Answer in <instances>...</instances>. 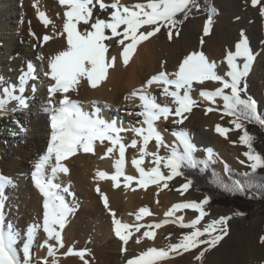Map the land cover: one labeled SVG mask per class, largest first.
<instances>
[{"label": "snow or ice", "instance_id": "6c2138e0", "mask_svg": "<svg viewBox=\"0 0 264 264\" xmlns=\"http://www.w3.org/2000/svg\"><path fill=\"white\" fill-rule=\"evenodd\" d=\"M58 3L66 9L64 12L66 19L62 31L59 33L60 36L66 34V47L48 60L50 71L45 75L54 81V84L48 89L50 99L49 107L46 109L50 113L51 136L46 153L39 158L32 173L35 186L44 197L43 221L42 225L32 224L28 227L27 239L22 246L23 259H21L20 251H18L21 234L12 223L6 222L5 215V187L11 181L8 177L0 174V264H32L31 249L41 228L48 239L55 240L59 247H64L62 232L68 223L69 216L74 213L75 206H70L66 202L65 195L62 194L69 193V189L61 188L60 184L53 181L57 173L67 174L69 172V168L62 161L77 155L81 150L84 153L95 154L93 147L95 141L103 144L107 140L111 145L107 147L102 159L109 157L114 150H118V158L114 163L115 174L97 173L100 179H110L115 182V187L120 186L119 178L123 176L126 187L135 181L140 187L146 189L147 186L153 184L159 186L163 181V187L167 188L168 180L177 175H183V172L180 171L183 167L195 168L198 163H202L207 168L209 161L214 162V153L211 150H208V159L205 161L198 162L194 158L197 149L186 131L173 132L179 145L183 147L182 152L179 150V146L170 147L167 145L156 123L161 118L167 120L170 115L183 116V113L192 110L196 105V101L191 95L194 84L202 85L211 81L220 85L215 90H200L199 95L212 103H215L216 98L223 101L224 115L233 117L231 123L236 130L243 132L240 141L248 148L245 155L251 161L249 165L251 174H243L249 178L248 181L242 183L239 179L234 180L231 186L224 185L225 190L244 191L246 187L264 190V180L255 183L256 178L252 175L258 169H264V156L255 151L253 143L256 137L244 127L245 121L264 127V113L258 111L257 101L247 95L246 78L256 60V54L251 49L249 39L243 31L240 33L241 39L234 46L235 50H229L226 53L225 60L228 71L224 75L218 74V64L215 61H209L203 51H193L184 57L176 71H160L148 79L141 89L131 93L130 97H126V99L139 98L141 111L135 115L143 117V120L141 127L131 129L139 139L133 138L130 143L125 144L120 133L127 131L126 129L118 127L115 121L109 122L102 119L99 115V108L95 113L85 112L80 103L73 100L69 93L78 92L79 87L85 81L90 87L97 88L108 78L109 70L115 67L117 57L109 56L110 45L105 43L106 41L118 38L117 44L122 46L120 55L124 65L127 66L138 45L155 36L161 28L168 30L169 39L173 36V30H175V35L179 36V26L188 19L193 9L199 10L200 5L197 0H146V2L132 5L122 4L121 0H111L110 3H106L105 0H58ZM251 3L255 7L260 4V0H251ZM97 6L100 12L108 13V18L94 15ZM214 13L215 10L212 9L205 23L204 35L210 34V27L213 24L212 14ZM261 15H264V8H262ZM38 16L45 26L53 23L46 13L39 9ZM142 29L146 30L142 31ZM50 39L51 37L47 35L43 37L44 42ZM201 43H203V39ZM39 59L43 61L44 57L40 56ZM238 61H242V63H238ZM161 67L163 68V65ZM34 72V66L29 62L27 71L22 72L19 77L20 93L24 92V85L29 79H35ZM154 83L162 86L161 94L172 99V103L176 105L174 109L168 104L157 102V97L148 91ZM16 91L15 86L0 89V93L6 97V99H0V110H3L8 101L13 100L22 107L28 106L26 98L23 95H15ZM57 93L61 98L58 104H52L51 98L55 97ZM213 110L209 107L206 111ZM186 118L183 117V119ZM183 119L174 122L183 123ZM231 130L219 125L216 127V131L225 138ZM153 140H155L157 149L170 147V154L161 156L158 151H149L148 145ZM138 144L140 145L138 148L139 159L131 160L132 165L139 173L137 178L125 175V152L129 147L137 148ZM148 156L153 158L152 164L155 166L145 170L141 165L144 163L145 157ZM53 161L54 163H51ZM50 163L52 176L49 178L46 175V169ZM162 163L170 174L166 175L161 170ZM225 171L231 174V169L227 165H225ZM191 183L189 180L182 185V189L186 191ZM96 190L98 193L100 192L99 187ZM177 191L181 190L177 189ZM100 194L105 208L109 209L113 217L115 235L125 245L133 234L131 231L133 227L135 232H139L142 227L149 229L143 232L141 238L155 239L154 229H159L163 224L170 222L165 220L163 223L135 226L122 223L115 218V212L111 211L106 194ZM208 203L209 198L206 197L200 203L174 204L165 213L167 217H173L178 210L183 209H192L199 213L198 217L190 223H184L183 217L176 218L175 222H178L181 228H190L192 231L185 234L179 243L170 244L167 248L149 247L146 251L127 260V264H162L163 261L171 258L172 253L189 252L203 244L208 247L196 257L197 260H202L205 252L216 247L228 234L227 223L230 219V217H221L219 220L212 221L203 230L198 228L201 220L207 215L204 206ZM146 215H152L151 211L146 207L141 208L136 219L140 220ZM237 215L243 214L237 213ZM217 231L219 234L213 235ZM201 237L210 238L200 239ZM141 238H138L136 242L139 243ZM261 242L264 243V237L261 238ZM45 246L48 247V255L55 256L56 248L47 244ZM123 250L127 251V248L125 247ZM67 254L78 256L83 264H88L84 258L90 253L86 249L82 251L69 249ZM44 264H47V261H44Z\"/></svg>", "mask_w": 264, "mask_h": 264}, {"label": "rangeland", "instance_id": "374dc122", "mask_svg": "<svg viewBox=\"0 0 264 264\" xmlns=\"http://www.w3.org/2000/svg\"><path fill=\"white\" fill-rule=\"evenodd\" d=\"M52 1L56 4V6L62 7L58 3V0H52ZM23 2L24 0H19V2L16 0H11L6 2L5 0V3L8 4L7 8H10L12 4L15 6L16 11L19 14L24 13V10L21 8ZM105 2L110 3L111 0H105ZM121 2L122 4L132 5L135 3L146 2V0H122ZM240 2L242 5L247 4L246 7H248L249 9L250 17L254 16L253 19L255 20V24L257 25L256 33L255 34L246 33L245 28L247 27V25L241 26L240 29L237 31L238 39H236V41L233 43H232L233 40L232 41L230 39H229L230 41L228 40L229 41V44H227L228 48L221 47L219 41V36H220L219 32L223 29V26L226 25L227 23L226 21L228 17L227 15L228 7L225 6L221 2V0H213V5L214 8L217 9V14L212 19L213 24L210 27L209 35H204L205 23L208 20V17L204 15L196 18H188L186 22L179 27V32H180L179 36H176L175 31H173V36L171 39H169L168 30L166 28H161L159 33L149 38L148 40L151 41L152 39H158L160 42L168 43V45L170 46H174L176 44L179 45L178 46L179 49L177 50V53L179 56H181V61L184 59V57H186L188 54H190L193 51H197V52L203 51L205 55H207V53L213 55L220 54L221 56L223 55L222 57L223 61H226L225 53L229 50H235L234 46L241 38V36L239 35L243 31L244 34L249 39V45L251 49L256 54L255 63L259 61V65L257 68L255 69L251 68V71L246 78V83H247V95L251 96L257 101L258 111L260 112L264 107V58L259 59L258 56H259V52L261 50L262 51L264 50V15H261L262 8H264V0H261L260 4H258L255 7L252 5L250 0H240ZM9 10L8 13L10 12ZM94 15H99L101 18H105V19L108 18V13L100 12L98 6L94 12ZM15 21L12 18H10V16H6L5 18H3L1 23L3 24V26H5V28L11 30L10 27L18 26L17 25L18 23ZM17 21L22 23L27 20L22 17L21 18L19 17ZM195 22H200L201 28L198 26L194 27L193 25ZM232 25H235L237 27L236 23ZM7 30L5 29L4 35L7 38H9L12 32ZM144 30L146 29H142V31ZM33 38H34L33 32L31 33L29 32L28 34L25 35V37L22 38H15V41L13 43V48L11 50V54H9L10 52L7 53V58L11 57L13 58V60H16L19 63L17 65L18 70L10 71V69L8 68L6 69V66H3L4 69L0 68V72L4 78L3 80L4 87H10L12 85L15 86L18 91L21 86L19 77L21 76L22 73L20 72L23 68L27 69V65L29 62H31L32 65H36L37 68L41 70V73H39V77H38V74H36V69L34 68L35 79H29L27 81V83L24 85L25 91L26 90L30 92H37L38 90L43 91V89L47 87V83H46L47 77L45 76L46 72L44 70L45 66L42 65L43 61L39 59V57L42 56L43 54L40 50V47L33 44ZM117 39L118 38H113L112 40L105 42L110 45L111 42L115 41L113 42L111 53L114 51L115 48L119 46L117 44ZM202 39H203V43H201ZM230 43H232V45ZM229 45L231 48L229 47ZM158 46L159 44H157L156 47L151 48V51L156 50ZM137 55L138 52L136 51L134 55L131 57L132 59L130 58L131 70H134V66L136 64L135 62L137 60ZM131 66L133 68H131ZM221 66L222 65H220V68ZM217 72L218 74L224 75L226 71L224 72V69L217 68ZM212 83L219 85L218 83L215 82ZM137 90L139 89H134L133 92ZM130 94H131L130 92H127L126 94L124 93L123 95L124 98L122 103L123 105L119 106V108H116V110H114L116 112L115 116L117 120L121 124H123L122 128L127 130L121 132L122 134L133 133L131 129L142 126L141 122L143 120V117L135 115V113L141 111V108L139 107L141 102L138 97H131L134 98L133 101H130L131 98L126 99V97H130ZM191 95L193 99L196 101V105L192 108L190 112L183 113V116L170 115L168 117L170 122L183 119V117H187V118L183 119V123L171 124L170 126L174 125L173 127H168L167 122H164V127H165L164 129L167 132L170 131L171 133L175 132L177 129L184 130L186 127L192 128L195 126L196 128L199 129V126L197 124L198 122L197 117L203 116L204 118L213 119L215 120L214 122L215 125L211 126L212 128H214V126L219 125L224 128L232 129L227 133V138L224 139V143L230 149V156L226 158L223 157L220 153L215 152L213 157L217 159L218 164L212 163L211 161L209 162L214 167L217 166L222 174H223L224 165H229L232 169H235L241 173L249 170L250 169L249 165L251 161H249L247 156L245 155V153L248 151L247 147L244 146L240 141L241 130H236L235 126L231 123V121L233 120L232 116L224 115L223 101L216 100L215 103H212L211 101L205 100L198 93L195 95L191 93ZM0 96L1 99H6L5 97H3L2 93L0 94ZM157 102L162 104H168L173 109L176 107V105L172 103V99H170L168 103H165L157 98ZM13 104L15 105V103ZM5 106L6 104L4 105L3 110H1L2 113L0 115L1 116L0 134L4 131V127H8L9 131L12 132L17 131L14 128V124L3 125L4 118L7 117L9 119H12L13 117H16L10 111H8V109H6ZM27 107L28 108L26 111L27 112L26 115H21V117L26 118L33 123H37V121L40 120V116L42 112L41 108L32 110V107H30L29 105ZM209 107L213 108L214 110L211 112L206 111ZM30 112L34 114L33 115L30 114ZM91 112L92 113L94 112V108L93 110H91ZM162 120L164 119L161 118L160 121L156 122L157 126H159ZM15 122H17V125L20 124L18 118H15ZM49 125H50V120H49ZM176 126H180L182 128H176ZM23 130H25L23 137L18 138L16 143L12 144L10 148L9 149L7 148L4 152L5 158H8L9 160L12 158L10 160V163L14 164V165L11 164L8 165L9 169L13 168L12 170L13 175H11V177L8 176V178L11 181L8 188L11 190V192L10 190L8 191V188L6 189L7 193L5 192L6 222L12 223L15 226V228L20 232L21 234L20 243L22 241L26 242L27 229L30 226V224L32 225L33 224L32 222H34L31 220L35 219L33 210L30 211V204L35 197V192L31 188V184L33 182L32 173L35 169L37 158L35 159V157H33L32 155L35 149L33 146L34 142L31 140L29 134L30 132H33V134H35L36 136L37 132L40 129L33 126L32 128H27V126L24 125ZM38 135H41V133H39ZM128 143H130V141L127 140V144ZM152 143H155V140L150 142L149 145L150 148H148L149 151H152L151 150V147H153ZM45 145L46 143L44 144V146ZM28 146L30 147L29 150H27ZM139 146L140 145L138 144L137 148L129 147L126 151L127 157L130 158L132 154L133 155L137 154L135 150H137ZM169 146L173 147L172 145ZM170 147L167 148L165 153H162L161 156L169 155ZM196 149H197V151L195 152L196 157L204 160L208 159V156H206L204 152L200 151L197 147ZM43 151L41 153H43ZM163 172L166 175L170 174L167 168H165ZM48 177L50 178L49 174ZM134 177L138 178L139 176L134 175ZM187 182L188 181L186 179L177 175L173 179L168 180L167 181L168 187L163 189L167 192V194L171 195L172 197H175L177 195H182L184 199H192L191 201L188 200V202L200 203L201 201H203L205 198L204 194L193 191L190 187L186 191L182 189V185ZM67 188L69 189L70 185H68ZM177 189H180L181 191H177ZM70 190L71 193L70 191L69 193H63L66 197V202H68L70 206H75V211L73 214L69 216L68 220H71L72 223L76 222L78 228H79L78 223L81 224L83 223V224L80 226L79 230L78 228L74 227L75 225H73V227L69 229L68 238L65 235L66 229L65 230L63 229L62 236L64 240V247H59L56 241L53 240V244L51 246L56 248L55 256L45 255V252L47 251L48 247L45 246L47 243L41 242L40 235L42 230L40 229L37 233V238L34 241L31 249L32 264H44V261H47V264H53V261H55V264H59V261H57V259L63 256H71L72 261H75L76 260L75 258H77L78 256L68 255L67 253L69 249H75L76 251H82L86 249L88 253H90V255H86L84 259H86L89 264H127V260L143 252L141 251L142 249L139 250L140 253L136 251L135 249L136 246L138 245L145 246L143 248L144 251H146L149 247H156L158 249L167 248V246L170 244L179 243V241L182 239V237L185 234H188L192 231V229L190 228H181L179 225H177L175 221H170V223L176 225H170V228H167V230L166 229L161 230L160 228L156 229L155 239H151V241L146 245L145 243H143L142 245L141 242H139L137 243L138 245L135 246V244L132 243L133 242L132 237L134 235L135 236L139 235L142 237L143 234L142 232H144V230L146 229L142 227L140 231L136 233L133 227L131 229V231H133V234L128 240L127 245H125L123 241L116 236V239H119L120 242L122 243L120 248L119 247L116 248L109 233L111 231V225H112V233L115 237L113 217L109 212V209L105 208L102 196L100 194L104 192L103 191L99 193L95 192V195L89 200H87L83 195L78 193L76 187L73 186V188ZM244 191H246V189ZM181 192H183V194H181ZM107 198L109 201L108 196ZM157 204L158 202L156 203L150 202L148 204L143 203V205H141L142 206L141 208L146 207L151 211L152 213L151 216L154 218V220H149L151 221L150 223L149 221L144 219L146 218L145 216L140 220L136 219V216L139 213V209H141L140 207L135 208L131 211L127 210V211H122V213L119 214L117 213L115 218L118 220L126 219L129 222L134 221V219H136L135 222L145 221L144 223H147V225L157 224L156 222H152V221H160L163 217H167L165 213H161L160 211L158 212L157 209L159 208H157L156 206ZM256 207L257 209H255L250 216H246V217L245 216L237 217L235 215V211L232 208L204 207L205 211L207 212V215L201 220L200 229L203 230L212 221L219 220L221 217H230L227 223L228 234L224 237L223 240L219 242V244L216 245V247L210 248L207 252H205L202 260H197L196 257L197 255H199L201 251H203L205 248L208 247L207 245H203V244L200 245V247L193 249L189 252H182L179 254L172 253L171 258L167 259L166 261H163L162 264H264V243L261 242V238L264 237V206L261 204H256ZM162 208H164V205H162ZM183 212L186 215L192 217L194 216L195 218H197L199 215L198 212L192 209H184ZM43 213L44 212H42V216ZM19 220L23 221V225L22 222L19 223L21 225L18 224ZM139 224H143V223H139ZM130 225L135 226V224H130ZM100 227H104V231L106 232V235H103L104 232L102 233L101 236L97 233ZM76 233H79V235H77ZM217 234H219L218 231L216 233H213V235H217ZM205 238H210V237H201L200 239H205ZM75 244H78L79 248L75 247ZM133 246L134 249L132 250ZM125 247L127 248V251L123 250ZM130 251H131L130 256H128V252ZM61 252H64L62 253L64 255H61ZM62 262L63 261H61V263Z\"/></svg>", "mask_w": 264, "mask_h": 264}, {"label": "bare ground", "instance_id": "6f19581e", "mask_svg": "<svg viewBox=\"0 0 264 264\" xmlns=\"http://www.w3.org/2000/svg\"><path fill=\"white\" fill-rule=\"evenodd\" d=\"M7 1H11V0H6V2ZM16 1L19 2V0H16ZM221 2L225 6L228 7V10H227L228 17L226 21L227 23L225 26H223V29L219 32L220 34L219 41H220L221 47L228 48L227 44H229L230 40L231 41L233 40L232 43L235 42L236 39H238L237 31L243 25H247V27L245 28L246 33H253V34L256 33L257 25L255 24V20L253 19L254 16L250 17L249 9L248 7H246L247 4L242 5L240 0H221ZM7 5L8 4L5 3V0H0V44H2L0 45V68L4 69L3 66H6V69L7 68L10 69V71L18 70L17 65L19 63L16 60H13V58L11 57L7 58V53L10 52L9 54H11V50L13 48V43L15 41V38H22V37H25V35L28 34L29 32L30 33L33 32L34 34L33 44L40 47V50L43 54L42 56L44 57L42 65L45 66L44 67L45 72L46 73L49 72L50 71L49 65H48L49 58L54 56L55 54H57L59 51L63 50L66 47V41H65L66 34L64 36L59 35L60 31H62L63 23L66 19L64 16V12L66 10L65 7L56 6V4L52 0H24L23 5L21 6V8L24 10V13L19 14L16 11V8L14 5L11 4L10 8H7ZM38 9L39 11L45 12L47 17L51 21H53V23L49 24L48 26H45L44 23L39 19ZM8 10L10 11L9 13H8ZM6 16H10V18H12L14 21L16 20L15 22L18 23V24L16 23L18 26L10 27L11 30H9L8 28H5V26H3L1 22L3 18H5ZM19 17L20 18L22 17L26 19L27 21L21 23L17 21ZM234 23L237 24V27L235 25H232ZM193 26L194 27L198 26L201 28V23L195 22ZM5 29L6 30L8 29L7 31L12 32L9 38H7L4 35ZM46 35L51 37V39L47 42H44L43 37ZM113 42H111L110 44L109 56H116L117 60L115 63V67L109 70L108 78L105 81H103L97 88L90 87L88 83L85 81L79 87L78 92H71L69 93V95L71 96L73 100H76L80 103L82 109L85 112L92 113L91 110H93L94 108L93 113H95L96 109L99 108L100 110L99 115L102 119L109 121V122L115 121L117 126L122 128L123 124H121L117 120L115 116L116 112L114 110H116V108H119V106L123 105L122 103H123L124 93L125 94L127 92L132 93L134 89H141L146 84L148 79H150L153 75L158 74L162 70L166 72L176 71L179 64L182 61H181V56H179L177 53V50L179 49L178 47L179 45L176 44L174 46H170L168 45V43H162L158 39H152L151 41L147 40V41L142 42L140 45H138L136 49V51L138 52L137 60L135 62L136 64L134 66V70H131L130 69L131 60L129 61V64L127 66H125L123 63L122 56L120 55L122 51V46H118L111 53ZM125 43H128V41H125ZM232 43L230 44L232 45ZM157 44H159L158 48L156 50L151 51V48L156 47ZM231 51H234V50H231ZM206 56L208 57L209 61H215L218 64L219 69L221 68L224 69V72L228 71L227 63L226 61H223L222 59L223 55L221 56L220 54L213 55V54L207 53ZM258 58L259 59L264 58V50L263 51L261 50L259 52ZM238 63H242V61H238ZM162 65H163V68L161 67ZM220 65H222L221 68H220ZM258 65H259V61L253 64L252 68L255 69L258 67ZM33 66L36 69V74H38V77H39V73H41V70L38 69L36 65H33ZM131 68L133 67L131 66ZM26 71L27 69L23 68L20 73L26 72ZM45 76L47 77V82H46L47 87L44 88L43 91L38 90L37 92H30V91L24 90L23 93H20V91L18 90L17 92L14 93L15 95H23L26 98L27 105L32 107V110L41 108L42 112H41L40 120L37 121V123H33L29 121L28 119L21 117V115H26L27 113L26 111L28 107H22L18 104L17 101H14V100L12 102L8 101L6 103L5 108L8 109V111H10L16 117H13L12 119H9L7 117L4 118L3 125L5 124L13 125L14 124V128L17 130L16 132H12V131H9L8 127H4V131L0 134V174L6 177L8 176L11 177V175H13L12 173L13 168H10L11 169L10 171V169L8 168V165L9 164L14 165V164L10 163V160L12 158L10 160L8 158H5L4 152L7 148L9 149L12 144L16 143L18 138L23 137L25 133V130H23L24 125H26L27 128H32L33 126V127L40 129L38 132L36 131L37 132L36 136L35 134H33V132H30L29 134V136L31 137V140L34 142L33 146H34L35 151L32 155L33 157H35V159L37 158L36 161L38 162L39 158L46 153L47 147L50 142V136H51V127L49 125L50 113L46 111V109L49 107V99H50V93L48 89L51 85L54 84V81H52L48 75H45ZM3 80L4 78L0 72V89L4 87ZM219 86L220 85L213 84L212 82H205L202 85L194 84L193 85L194 90L192 94L193 95L197 93L199 94L200 90H209V91L215 90V88ZM148 91L165 103H168L171 99L170 97H165L161 94L162 86L156 83H154L148 89ZM60 98H61L60 94L57 93L55 97L51 98L52 104H58V101ZM133 100L134 98H131L130 101H133ZM216 100L221 101L220 98H216ZM13 103H15V105ZM1 113L2 111L0 110V115ZM30 114L33 115L34 113L30 112ZM15 118H18V120L20 121L19 125H17L18 121L15 122ZM197 118H198L197 124L199 126V129L196 128L195 126L192 128L186 127L184 130L182 129L183 131H186L188 133L191 139V142L195 145V147H197L200 151L204 152L206 156H208V150H211L213 153L215 152L220 153L223 157H226V158L229 157L230 149L224 143L225 136H222L216 131L217 126H214V128L211 127L215 125L214 124L215 120L210 119V118H204L203 116H199ZM0 120H1V116H0ZM164 122H167L168 127H173L174 125L173 126H170V125L174 124L175 122L174 121L170 122L168 118L167 120H162V122L158 126V130L161 132L165 143L167 145H172L173 147L179 146V150L182 152L183 147L182 145H179V141L176 139L173 133H171L170 131L167 132L164 129L165 128ZM176 128H182V127L176 126ZM176 131H181V129L180 130L177 129ZM39 133H41V135H38ZM120 135L124 138L123 142L125 144H127V140L131 141L133 138L139 139L135 136L134 132L128 133V134L120 133ZM45 143L46 145L44 146ZM152 144H153V147H151V150L154 152L158 151L160 155L162 153H165V151L167 150L166 147H160L159 149H157L156 143H152ZM149 145H148V148H150ZM110 146L111 145L107 140L104 141L103 144H101L99 141H95L93 145L95 154L84 153L81 150L78 152L77 155L72 156L65 161H62V163L69 168V172L67 174L57 173L54 179L55 182L54 181L53 182L60 184L61 188H64L70 185V188H69L70 193H71L70 189H72L73 186L76 187L78 193L83 195L87 200L92 198L95 195V192L97 193L96 189L97 187H99L100 192L103 191L104 194H106V196L109 197V207L112 212H115V214L117 213L119 214V213H122V211H127V210L131 211L139 207L141 208L142 207L141 205H143V203L148 204L150 202L152 203L158 202V204L156 205L157 208H159L157 209L158 212L160 211L161 213H166L167 212L166 210H169V208L172 207L174 204L185 203V202H188V200L189 201L192 200V199H184L182 195H177L175 197H172L171 195L167 194V192L163 189L164 188L163 181H161L159 186L149 185L145 189L143 187H140L135 181H133L131 185L126 187L125 186L126 181H124L123 176L119 178V184H120L119 187H115L114 186L115 182H113L110 179H100L97 175L98 172H106L109 175L115 174L114 163H115V159L118 158V150H114V152L107 158H104V159L101 158L102 156L105 155L107 147H110ZM29 148L30 147L28 146L27 150H29ZM42 151L43 153H41ZM135 152L137 154L133 155L131 153L132 155L130 154L131 155L130 158L127 157V152H125V175H131V176L138 175L139 176V173L137 172V170L131 163V160L133 158L137 157V159H139L138 149L135 150ZM152 159L153 158L151 156L145 157V161L141 166L144 167L145 170H148L151 167H154L155 165L152 164ZM51 163H54V161ZM51 163L46 169V175L48 176L49 174L50 177L52 176ZM161 170L162 171L165 170V168L163 167V163L161 164ZM32 180H33V177H32ZM8 187H9V184L6 185L5 192ZM31 188L35 192L34 200L30 204V211L33 210L35 219L31 221H34L32 222L33 224L42 225V221H43L42 212H44L43 210L44 197L40 193L39 189L33 184V182L31 184ZM9 190L10 189L8 188V191ZM162 205H164V208H162ZM183 211L184 209L178 210L173 217H170V218L163 217L160 221H152V222L163 223L165 220L176 221L177 217H183L184 223H190L192 220L196 219L194 216L192 217V216L186 215ZM21 214H24V213H21ZM145 217L146 218L144 219H146L147 221L154 220V218L151 215H146ZM135 220L136 219L130 222L126 219L120 220V221L122 223H126L129 225L130 224L138 225L139 223H143L147 225V223H144L145 221L135 222ZM21 222L23 225V221H20V220L18 221V224ZM150 222L151 221H149V223ZM176 223L177 225H179L178 222ZM78 224L80 228V226L83 223L82 224L78 223ZM73 225H75L74 227L78 228V225L76 224V222L72 223L71 220H68V223L66 227L64 228V230L66 229L65 235L67 236V238L69 234V229H71ZM170 225H176V224H172L169 222V223L163 224V226L160 229L167 230V228H170ZM200 225H201V222L197 227L201 228ZM145 229L149 230L147 228ZM41 230H42L41 235H40L41 242L52 245L53 240L48 239L46 233H44L42 228ZM146 230H144V232ZM155 230L156 229H154V231ZM97 233L100 236L102 235V233L103 235H106V232L104 231V227H100ZM109 233H110V236L113 240L115 247L120 248L122 243L120 242L119 239H116V235L114 237L112 233V225H111V231ZM76 234L79 235V233H76ZM138 238H141V236L134 235L132 237V241H133L132 243H134L135 246L138 245L136 242ZM141 239L142 241L140 240V242L142 245L143 243H145L146 245L151 241V239H148L146 237H143ZM22 246H23V241L18 244V251H20L21 259H23ZM75 247L79 248L78 244H75ZM144 247L145 246L138 245L136 246L135 249L138 252L140 249H142L141 251H144L143 250ZM133 249H134V246L132 247V250ZM131 251L128 252V256H130ZM62 253L64 252H61V255H64ZM45 255H48V249L45 252ZM75 259H76L75 261H72L71 256H63L57 259V261H59V264H83V261L79 257ZM61 261L63 262L61 263Z\"/></svg>", "mask_w": 264, "mask_h": 264}, {"label": "trees", "instance_id": "16d2710c", "mask_svg": "<svg viewBox=\"0 0 264 264\" xmlns=\"http://www.w3.org/2000/svg\"><path fill=\"white\" fill-rule=\"evenodd\" d=\"M197 2L200 5L199 10L193 9L188 18H196L204 15L209 18L211 10L214 9L215 13L212 14L213 19L217 14V9L214 8L213 0H197ZM186 20H184L183 24L186 22ZM260 112L264 113V107ZM244 127L250 134L256 137L253 143L255 151L261 156H264V127L246 121L244 122ZM242 134L243 132L241 131V135ZM194 158L198 162L205 161L204 159L196 157L195 153ZM213 160L214 162L211 161L212 163L218 164V161L215 157H213ZM227 166L229 169H231V174L225 171V165L222 174L217 166L214 167L209 162L207 168H205L202 163H198L195 168L187 166L183 167L180 170L183 172V175L179 176L186 179L187 181L191 180L192 183L190 188L193 191L204 194L205 198H209V203L204 206L205 208H232L235 211V215L237 217L250 216L254 210L257 209L256 204H261L264 206V190L255 187H246V191L244 192L225 190V184L231 186L233 181L237 179H239L242 183H246L249 178L245 177L243 174H251V168L241 173L235 169H232L229 165ZM252 175L256 178L254 182L260 183L262 180H264V169H258L257 172ZM237 213H242L243 215H237Z\"/></svg>", "mask_w": 264, "mask_h": 264}]
</instances>
